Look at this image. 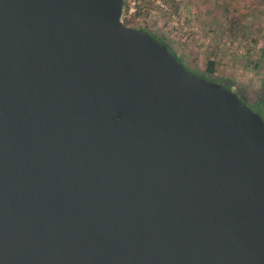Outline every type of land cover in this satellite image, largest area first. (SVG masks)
I'll use <instances>...</instances> for the list:
<instances>
[{
	"label": "water",
	"instance_id": "obj_1",
	"mask_svg": "<svg viewBox=\"0 0 264 264\" xmlns=\"http://www.w3.org/2000/svg\"><path fill=\"white\" fill-rule=\"evenodd\" d=\"M0 0V264H264V120L121 21Z\"/></svg>",
	"mask_w": 264,
	"mask_h": 264
},
{
	"label": "rangeland",
	"instance_id": "obj_2",
	"mask_svg": "<svg viewBox=\"0 0 264 264\" xmlns=\"http://www.w3.org/2000/svg\"><path fill=\"white\" fill-rule=\"evenodd\" d=\"M200 12L204 13L205 17L211 14L209 8L203 6L200 8L196 0H123L121 21L127 26L153 31L173 48L190 70L207 74L208 76H203L209 80L212 77L215 79H212L213 81L221 85L229 84L233 89L239 90L240 85L237 82L233 83L230 77H226L230 75L227 67L229 61L224 51L226 40L213 38L210 33L212 27L204 23L205 19L200 17ZM228 12L232 20L238 16L236 9ZM213 16L219 17L216 14ZM210 57L219 58L214 60L212 74L206 71V63L211 59ZM232 67L236 72L237 67L234 64L229 66L230 69ZM241 89V94L245 95L248 101L256 93L254 88L249 92L244 88Z\"/></svg>",
	"mask_w": 264,
	"mask_h": 264
},
{
	"label": "crops",
	"instance_id": "obj_3",
	"mask_svg": "<svg viewBox=\"0 0 264 264\" xmlns=\"http://www.w3.org/2000/svg\"><path fill=\"white\" fill-rule=\"evenodd\" d=\"M196 4L211 11L207 17L200 12V17L211 25L213 38L226 40L224 51L230 73L226 77L247 92L254 88L264 97V0H196ZM234 9L238 16L232 20L228 11ZM233 64L236 72L229 68Z\"/></svg>",
	"mask_w": 264,
	"mask_h": 264
},
{
	"label": "trees",
	"instance_id": "obj_4",
	"mask_svg": "<svg viewBox=\"0 0 264 264\" xmlns=\"http://www.w3.org/2000/svg\"><path fill=\"white\" fill-rule=\"evenodd\" d=\"M142 30H144L148 34L154 36L159 42L165 43V41L162 39V37L156 35L153 31H151L149 29H145V28H142ZM167 48H168V51L172 55L176 56L177 59L180 60L184 64V62L180 59V57L177 55V53L173 50V48L171 46L167 45ZM263 53H264V47H263ZM214 65H215V61L213 59H210V60L207 61V63H206V71H207V73H211V74L214 73ZM184 66L191 73H194V74H196L198 76L204 77L203 75H207V74H204V73H198L196 71L190 70L185 64H184ZM212 79L213 78L211 77V80ZM213 80H215V79H213ZM222 86L227 87V88H230V89H233L232 88V85H229V84H225V85H222ZM238 88H239V90L238 89H236V90L233 89V90L238 94V96L242 99L243 102H245L246 104H248L251 108L254 107L253 108L254 111L258 112L261 115V117L263 118V120H264V104H263V98L264 97H263V95L256 92L255 94H253V97H250L251 100L249 99V101H248V99L246 98V96L243 95V94H241V92H242V89L241 88L242 87H238Z\"/></svg>",
	"mask_w": 264,
	"mask_h": 264
}]
</instances>
